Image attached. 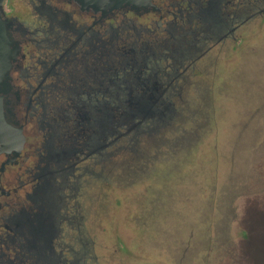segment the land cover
<instances>
[{
	"label": "flooded vegetation",
	"instance_id": "1",
	"mask_svg": "<svg viewBox=\"0 0 264 264\" xmlns=\"http://www.w3.org/2000/svg\"><path fill=\"white\" fill-rule=\"evenodd\" d=\"M154 3L104 13L71 0L7 1L24 41L13 84L25 142L0 152V264H87L88 187L116 175L121 157L132 177L148 176L153 158L187 146L160 137L188 123L177 101L198 61L264 18V0Z\"/></svg>",
	"mask_w": 264,
	"mask_h": 264
},
{
	"label": "rangeland",
	"instance_id": "2",
	"mask_svg": "<svg viewBox=\"0 0 264 264\" xmlns=\"http://www.w3.org/2000/svg\"><path fill=\"white\" fill-rule=\"evenodd\" d=\"M240 34L241 43L218 44L198 61L178 98L188 123L160 138L187 146L153 158L148 176L132 177L121 157L116 175L88 187L87 264L248 263L250 218L264 212V191L251 181L264 140V18Z\"/></svg>",
	"mask_w": 264,
	"mask_h": 264
},
{
	"label": "water",
	"instance_id": "3",
	"mask_svg": "<svg viewBox=\"0 0 264 264\" xmlns=\"http://www.w3.org/2000/svg\"><path fill=\"white\" fill-rule=\"evenodd\" d=\"M8 0H0V152L21 150L24 146V126L19 117L21 96L13 84V74L25 58L23 39L14 18L6 16ZM83 9L104 13L114 10H132L136 13L156 9L155 0H71ZM262 154L255 157L257 173L252 175L253 185L264 191V140L257 149ZM261 190V191H262ZM249 236L245 242L247 264H264V212L252 214L248 225Z\"/></svg>",
	"mask_w": 264,
	"mask_h": 264
}]
</instances>
